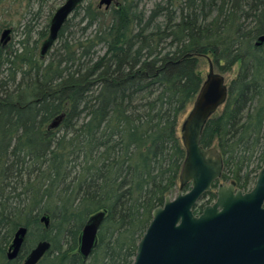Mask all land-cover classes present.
Listing matches in <instances>:
<instances>
[{"label":"trees","instance_id":"trees-1","mask_svg":"<svg viewBox=\"0 0 264 264\" xmlns=\"http://www.w3.org/2000/svg\"><path fill=\"white\" fill-rule=\"evenodd\" d=\"M263 34L264 0H118L107 11L88 1L44 59L48 26L0 43V264H21L43 240L50 264H133L153 210L179 182L177 129L202 87L203 57L220 74L240 64L201 145L220 150V180L249 191L259 171L248 169L259 152L264 159ZM101 212L84 261L82 229ZM20 227L26 244L9 261Z\"/></svg>","mask_w":264,"mask_h":264},{"label":"water","instance_id":"water-1","mask_svg":"<svg viewBox=\"0 0 264 264\" xmlns=\"http://www.w3.org/2000/svg\"><path fill=\"white\" fill-rule=\"evenodd\" d=\"M86 0H65L56 10L49 25V35L43 41L40 56L44 59L52 50L64 25ZM115 0H100L99 8L109 9ZM12 29H5L0 43L11 40ZM264 46V34L255 43ZM229 87L223 74L210 71L196 96L194 106L182 127V143L186 157L179 181L191 184L187 193L179 191L153 210L152 220L140 239L133 264H264V166L259 171L254 188L244 192L234 183L222 185L216 201L200 214L194 209L221 179L224 162L216 147L201 145L204 127L226 102ZM49 216L41 222L49 227ZM105 212L92 216L82 229L78 253L84 261L98 245V234ZM28 229L20 227L14 234L7 258L15 260L26 240ZM51 249V243L41 241L23 264H38Z\"/></svg>","mask_w":264,"mask_h":264},{"label":"rangeland","instance_id":"rangeland-1","mask_svg":"<svg viewBox=\"0 0 264 264\" xmlns=\"http://www.w3.org/2000/svg\"><path fill=\"white\" fill-rule=\"evenodd\" d=\"M88 1L92 2L96 7H99L100 0H86L83 3V5L86 4ZM64 2H65V0H34V2H29L27 0H0V41L2 38L3 31L5 29H8V28L15 30V32H13L10 36L11 40L9 41L8 44H11V43H16L17 41H19L21 39L20 37L22 35V32H23V30L24 31L26 30V27L29 29L32 28L36 31L40 30V29H45L47 26L49 27L50 21H51L52 17L54 16L56 10ZM116 4H118V0H115V2L111 5V7H113ZM154 6H155V2H149L146 9H151ZM109 9H106L105 6L100 8V10H102V11H107ZM211 60L212 59L209 57H203L199 60L197 70H198V73L200 74L203 81L206 80V78L209 74ZM239 70H240V64H236L230 73L223 74L225 77L227 85H230V83L237 78ZM215 71H216V73H219L216 69H215ZM195 99L188 105L186 111L181 115V117L179 119V125H178L177 131H178L179 137L181 138V141H182V134H181L182 127H183L184 122L186 121L188 115L190 114V112L194 106ZM223 109H224V107H220L214 115L221 114ZM217 150L220 152L219 149H217ZM220 154H221V152H220ZM263 166H264V159L262 158L261 152H259L256 155V157L253 159V164L251 165V167L248 170L252 171V169H257L258 171H260L259 168L263 167ZM248 170L247 169L244 170L243 174L245 175V173ZM257 176H258V174H257ZM256 180H257V177H256ZM256 180H255V183H256ZM230 183H232V182L225 181V180H219L216 184H214L211 192H213V194L216 195L220 186L228 185ZM255 183L253 184L252 188L249 191H251L254 188ZM236 188H238V187L236 186ZM190 190H191V184L190 183H188L184 187L181 185V183L179 181L176 188L168 196H170L171 199H174L178 196L179 191H181L182 193L185 194V193L189 192ZM249 191H247V192H249ZM208 200H209V198L204 197L198 203V205L194 209V211L197 215L201 213L199 208H201L203 206L205 207L207 205H212L216 201V199H214V201H211V203H209L210 201H208ZM37 243L38 242H36L35 244H37ZM48 262L50 263L49 259H48Z\"/></svg>","mask_w":264,"mask_h":264},{"label":"flooded vegetation","instance_id":"flooded-vegetation-1","mask_svg":"<svg viewBox=\"0 0 264 264\" xmlns=\"http://www.w3.org/2000/svg\"><path fill=\"white\" fill-rule=\"evenodd\" d=\"M263 47V46H262ZM228 87H229V85H228ZM230 89V88H229ZM229 93V92H228ZM226 103V102H225ZM225 103L221 106V107H224V105H225ZM50 220V219H49ZM40 222H41V220H40ZM41 224H43L44 225V223L43 222H41ZM50 225V224H49ZM101 228V227H100ZM44 229L45 230H47V229H49V227L48 228H46V226L44 225ZM100 231V230H99ZM28 234H29V230H28ZM28 234H27V237H28ZM27 237H26V240H27ZM26 240H25V243H24V246H25V244H26ZM43 241H47V240H43ZM98 241H99V234H98ZM39 242H41V241H39ZM38 242V243H39ZM49 242V241H48ZM12 243V242H11ZM37 243V244H38ZM37 244H34V246L30 249V251H29V253L27 254V256H26V258L22 261V263L21 264H23L25 261H26V259H27V257L30 255V253L35 249V247L37 246ZM11 245V244H10ZM23 246V247H24ZM10 247V246H9ZM23 249V248H22ZM51 249H52V244H51ZM51 249L46 253V255L38 262V264H50L48 261H47V258H48V255H49V253H50V251H51ZM8 251H9V248H8ZM8 251H7V253H8ZM21 252H22V250H21ZM21 252H20V254H21ZM20 254H19V256H20ZM18 256V257H19ZM18 257L15 259V260H17L18 259ZM15 260H12V261H15Z\"/></svg>","mask_w":264,"mask_h":264}]
</instances>
